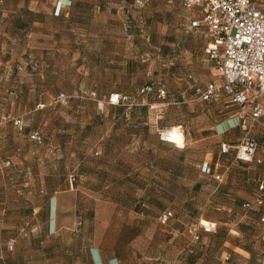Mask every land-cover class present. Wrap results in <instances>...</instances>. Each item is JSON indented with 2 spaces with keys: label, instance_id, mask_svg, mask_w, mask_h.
I'll list each match as a JSON object with an SVG mask.
<instances>
[{
  "label": "rangeland",
  "instance_id": "rangeland-1",
  "mask_svg": "<svg viewBox=\"0 0 264 264\" xmlns=\"http://www.w3.org/2000/svg\"><path fill=\"white\" fill-rule=\"evenodd\" d=\"M89 2L34 0L21 21L1 17L0 3V30L18 29L0 32V264H94L92 249L118 264H260L258 209L245 205L264 164L220 153L229 130L239 129L235 142L243 132L226 99L194 96L190 75L223 83L205 37L174 33L161 0ZM163 27L158 51L152 34ZM122 35L135 47L127 54L115 48ZM175 128L183 146L161 139ZM165 211L173 217L162 224ZM202 221L217 229L206 233Z\"/></svg>",
  "mask_w": 264,
  "mask_h": 264
},
{
  "label": "built area",
  "instance_id": "built-area-1",
  "mask_svg": "<svg viewBox=\"0 0 264 264\" xmlns=\"http://www.w3.org/2000/svg\"><path fill=\"white\" fill-rule=\"evenodd\" d=\"M183 8L193 13L191 28L206 32L209 42L204 55L218 69L223 83L196 82L194 76L188 79L194 83V96L200 102L213 104L226 99L235 106L239 115L242 136L235 143L221 144V155H233L237 161L247 164L264 162V9L255 0H182ZM145 91H152L147 88ZM157 96L165 99V89H158ZM114 97V96H113ZM127 99V98H125ZM119 103V96L113 101ZM173 130V129H172ZM171 130H165L170 136ZM161 133V134H162ZM162 139V138H161ZM171 138L162 139L170 142ZM262 141V142H261ZM172 143V142H170ZM202 172L210 175L218 185L225 175L204 162ZM261 195L255 200L264 206V181L259 185ZM251 203L245 205L251 208ZM173 213L166 212L160 222L166 224ZM262 226L261 241L264 244V210L259 217ZM211 233L217 229L214 222L199 224ZM197 237V226L190 233ZM261 264H264V251Z\"/></svg>",
  "mask_w": 264,
  "mask_h": 264
},
{
  "label": "crops",
  "instance_id": "crops-1",
  "mask_svg": "<svg viewBox=\"0 0 264 264\" xmlns=\"http://www.w3.org/2000/svg\"><path fill=\"white\" fill-rule=\"evenodd\" d=\"M77 4L79 3L81 6L83 5H91L92 2H89V0H74ZM84 1L86 2L85 4ZM162 4H164L163 9L164 11L168 12L170 17H173V19L176 20V24H175V28L174 29V33L177 34H182L183 38L186 37V35H189L192 39L196 38V35L199 36H204L205 37V42L202 50L204 52L205 46L208 44L209 42V37L207 36L206 32L202 31V30H195L192 29L190 24H191V20L193 17V13H190V17H183L182 15H180V13L178 12L180 8H178V6H180V4L178 5V3L182 4V0H161ZM0 3L3 4L2 6V10L4 12H6V14H2L1 17H8V20H14L16 21V19H18V21H21V15L17 14V11L20 10H24L25 8L28 9L29 12H31L34 16V10L32 8H30V5L34 4V0H17L16 4H12L10 0H0ZM90 3V4H89ZM87 7V6H86ZM95 7L97 8V10L100 8L99 5H95ZM51 15V14H49ZM32 16V17H33ZM183 17V18H181ZM83 20V18H82ZM2 22H4V20H2ZM33 25L35 27H38V23H33ZM33 25L32 28L34 27ZM10 28H4L2 30H0L2 35H6L5 33L9 32V34H12V32H17L18 29L15 26V24L11 23ZM81 27L85 28V31L83 34H85V39L89 38V34L87 32V25H81ZM167 27H163V29H160L158 34H152L153 35V44H154V48H158V51H161L162 49H164L167 45L168 39H169V35L168 31H167ZM34 30V29H33ZM34 34V31H32L31 29V35ZM157 38L160 39L159 43H156ZM87 40V39H86ZM127 41L125 40V36L122 35V37L120 38V43L118 45V47L115 48H120L119 52L121 54H127L129 53L131 50H129V48H135L133 45V47L131 45H129L128 43H126ZM105 48V47H104ZM198 48H201V46H199ZM123 69H127L129 70L130 68H132V66H134L133 61H127L125 59H123ZM119 95V94H117ZM234 121H229L227 125H232ZM224 130V127H222ZM234 129V128H233ZM240 135V131L239 129H234V130H229L228 135L226 136V141L228 142H235L237 139V136ZM0 144H2V141L0 140ZM208 163V162H207ZM92 254V259L94 261V264H118V260L116 258H113V256L111 257H107L104 256L102 254V252L98 249H92L91 251ZM245 264H250V263H245Z\"/></svg>",
  "mask_w": 264,
  "mask_h": 264
},
{
  "label": "trees",
  "instance_id": "trees-1",
  "mask_svg": "<svg viewBox=\"0 0 264 264\" xmlns=\"http://www.w3.org/2000/svg\"><path fill=\"white\" fill-rule=\"evenodd\" d=\"M185 10V9H184ZM190 13V12H189ZM148 88H151V87H148ZM152 89V88H151ZM158 91V90H157ZM156 91V92H157ZM124 96V95H123ZM124 98H128V96H124V97H122L121 98V102L124 100ZM129 99V98H128ZM201 103H203V102H201ZM204 104H206V103H204ZM120 106H122V104H119ZM224 156H227V155H224ZM240 162V161H239ZM204 164V163H203ZM203 164H202V166H203ZM264 164V162L262 163V164H259V165H263ZM202 166H201V169H202ZM261 182H263V181H261ZM261 182H259V184L257 185V195H256V197H255V200L261 195V193H260V191H259V185H260V183ZM255 200H254V202H255ZM252 203V205H251V207H256L257 209H258V224L260 225V223H259V217H260V215H261V213H262V211L264 210V206L263 207H259V206H257L255 203ZM166 212H171V213H173L172 211H165V212H163L161 215H160V217L164 214V213H166ZM261 226V225H260ZM262 227V226H261ZM197 237H198V240H196V241H199L200 240V235L197 233ZM260 242H261V244H262V246H263V249H264V244H263V242L261 241V238H260ZM191 253H193V250H191ZM93 263H94V261H93ZM260 264H261V262H260Z\"/></svg>",
  "mask_w": 264,
  "mask_h": 264
},
{
  "label": "bare ground",
  "instance_id": "bare-ground-1",
  "mask_svg": "<svg viewBox=\"0 0 264 264\" xmlns=\"http://www.w3.org/2000/svg\"><path fill=\"white\" fill-rule=\"evenodd\" d=\"M173 130H171L169 138H171V136L175 135L176 137H178V141L174 140L172 138L169 141L174 143V144H178L180 146H183V144H184L183 138L184 137H183L182 133L177 128H175Z\"/></svg>",
  "mask_w": 264,
  "mask_h": 264
},
{
  "label": "clouds",
  "instance_id": "clouds-1",
  "mask_svg": "<svg viewBox=\"0 0 264 264\" xmlns=\"http://www.w3.org/2000/svg\"><path fill=\"white\" fill-rule=\"evenodd\" d=\"M174 131V130H173ZM171 137H173V136H171ZM161 138L162 139H168L169 137H168V134L167 133H162L161 134ZM174 140H177L178 141V139H174Z\"/></svg>",
  "mask_w": 264,
  "mask_h": 264
},
{
  "label": "snow or ice",
  "instance_id": "snow-or-ice-1",
  "mask_svg": "<svg viewBox=\"0 0 264 264\" xmlns=\"http://www.w3.org/2000/svg\"><path fill=\"white\" fill-rule=\"evenodd\" d=\"M172 139H178V137H176L175 135H173V137H171Z\"/></svg>",
  "mask_w": 264,
  "mask_h": 264
}]
</instances>
